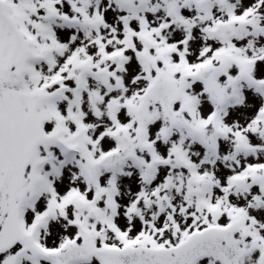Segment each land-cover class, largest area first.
<instances>
[{"label": "snow or ice", "instance_id": "1", "mask_svg": "<svg viewBox=\"0 0 264 264\" xmlns=\"http://www.w3.org/2000/svg\"><path fill=\"white\" fill-rule=\"evenodd\" d=\"M0 264H264V0H0Z\"/></svg>", "mask_w": 264, "mask_h": 264}]
</instances>
